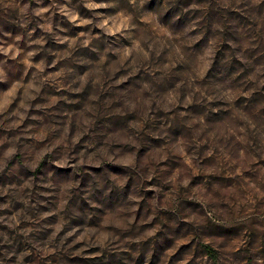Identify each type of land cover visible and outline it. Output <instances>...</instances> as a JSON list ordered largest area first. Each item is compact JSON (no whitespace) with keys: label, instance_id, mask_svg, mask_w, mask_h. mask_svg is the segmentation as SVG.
<instances>
[{"label":"rangeland","instance_id":"obj_1","mask_svg":"<svg viewBox=\"0 0 264 264\" xmlns=\"http://www.w3.org/2000/svg\"><path fill=\"white\" fill-rule=\"evenodd\" d=\"M95 2L116 5L96 10L104 16L128 10L141 17L139 34L148 42L145 49L148 55L140 62V71L123 66L121 73L129 79L140 76L145 69L156 74L157 79L150 88L154 97L176 88L182 83L179 78L188 74L194 58L209 54L210 66L197 78L194 90L201 97L212 93L216 99L187 107L181 103L173 111H164L157 101L154 109L157 119L167 120L168 124L146 126L147 140L154 147L144 153V166L151 168L157 157L168 153L170 144L164 137L183 140L189 147L195 143L192 133L181 132L187 127L184 117L199 122L200 134L209 141L213 154H208L209 148L202 149L198 164L193 166L191 193L178 191L167 183L170 172L179 175L182 171L179 162L172 157H169L170 162L165 160L158 165L156 178H130L132 182L125 185L128 196L113 206L108 222L111 224L120 218L127 208L128 197L136 195L135 223L130 230L118 231L117 242L110 245H91L87 240L77 242V237L86 229H104L101 213L89 204L81 191L76 195L69 193L65 212L55 214L61 203L57 186L67 183L68 178L49 173L48 182L54 187L44 189L40 187L47 179L41 172L44 164L30 171L17 156L15 163H9L8 168L0 172V190L17 186L8 195L0 196V205H8L0 207V264H18L25 252L28 255L19 264H264V0H249L244 7L239 6L241 0ZM5 3L8 0H0V39L11 44L16 36H23L21 47L36 51L33 62L42 65L43 73L62 70L66 74L62 82L68 84H74L68 77L77 73L83 75L80 69L87 70L89 65L98 63L101 56L115 65L116 45L127 47L130 44L124 37H107L94 26L95 13L85 7L87 0H15L20 7L28 6L24 15L15 6L5 8ZM40 7L49 9L43 19L35 16ZM60 7L82 18L93 19L94 24L74 25ZM45 20L50 32L46 31ZM64 38L75 40L76 45L70 48L67 43H60ZM86 39L88 47L83 46ZM5 59L0 55V62ZM165 64L170 65L168 70L164 69ZM4 68L8 83H0V92L6 91L11 82H27L36 74L35 70L25 72L22 65L11 60ZM89 91V87L84 89V92ZM228 92L230 96L225 95ZM99 94L104 104L100 120L125 119L111 110L120 95L119 90ZM46 95L60 96L61 103L68 109L84 114L82 108L75 107L81 103L83 92L53 89L46 91ZM16 107L14 103L12 108ZM61 115L70 113L66 111ZM165 127L169 131L162 136L161 130ZM4 135L0 130V137ZM240 153L247 158L243 167L232 163ZM17 165L19 172H14ZM110 167L116 169L114 179L122 180L128 175L117 165ZM91 173V168H82L75 176L83 185L80 178ZM206 173H210L206 176L207 184L201 179ZM22 181L35 182V187L22 190L19 188ZM210 202L216 206L210 207ZM45 212L53 215L41 219ZM13 216L19 222L10 226ZM61 217L67 223L53 238ZM26 228L34 229L28 239L22 235ZM73 228L80 231L68 236ZM152 229L158 230L155 236L148 237L146 233ZM50 241L55 249L53 253L45 255L38 251Z\"/></svg>","mask_w":264,"mask_h":264},{"label":"clouds","instance_id":"obj_2","mask_svg":"<svg viewBox=\"0 0 264 264\" xmlns=\"http://www.w3.org/2000/svg\"><path fill=\"white\" fill-rule=\"evenodd\" d=\"M247 4L249 0H241L239 6L244 7ZM13 6L18 8L21 15L28 12L27 5L20 7L15 0H8V3L4 4L5 8ZM85 7L95 13V24L93 19L82 18L78 13L69 11L66 7H60L59 10L74 25L94 24L107 37H124L130 41V44L127 47H122L121 44L116 45L118 60L115 65L110 64L104 56H101L99 62L89 65L87 70L80 69L83 75L77 73L68 77V80L74 81V84H68L67 81L62 82V78L66 75L62 70L43 73L42 65L33 62L36 51H26L21 47V42L25 40L23 36H16L11 44L0 39V55L6 58L5 61L0 62V83H8L4 65L9 60L22 65L25 72L36 71L30 81L11 82L6 91L0 92V97L3 98L0 100V130L5 133L0 137V172L7 169L9 163H15V158L19 156L22 158L23 167L30 171H35L42 163L44 164L41 172L47 179L40 185L44 189L54 187L48 182L51 180L49 173H53L54 176H66L68 182L57 186L61 203L55 214L60 215L65 212L69 193L76 195L81 191L84 192L86 194L84 198L96 211L101 213L104 229H86L77 237V242L87 240L91 245H110L117 242L115 237L118 231L130 230L135 223V213L138 209V196L136 195L128 197L127 208L120 218L114 223L109 224L108 222L113 206L128 196L125 185L132 182L130 178L152 180L156 178L158 165L165 160L170 162L169 157H172L179 162L182 171L179 175L170 172L167 183L173 184L178 191L191 193V186L194 183L191 179L193 166L198 164L202 149L209 148V141L200 134L199 122L193 121L190 117H184L187 127L181 129V132L192 133L195 136V143L189 147L183 140L176 141L174 137L170 139L164 137L170 144L168 153L157 157L151 168L145 167L144 153L154 147V144L147 140L146 126L157 127L168 124L167 120L157 119L158 113L154 111L157 101L164 111H173L177 110V106L181 103L187 107L194 103H204L205 100H214L216 96L209 93L207 97H201L198 91L194 90L197 78L203 76L210 66L209 54L206 53L204 56L194 58L188 74L179 78L182 83L154 97L150 88L157 79L156 74L145 69L140 76L129 79L127 75L121 73L123 66H127L132 71H140V62L148 55L145 51L148 42L139 34L142 26L141 17L128 10H118L115 15L111 16L96 12L98 9L115 8L114 3H97L95 0H87ZM48 11V8L40 7L36 9L35 16L43 19ZM45 27L46 31H51L46 20ZM81 35L84 34L81 33ZM59 42L67 43L70 48L76 45L75 40L67 38ZM88 44L89 41L84 40L83 46L88 47ZM169 68L170 65H164L165 70ZM86 87L90 88L89 92H84ZM53 89L60 92L69 90L77 94L83 92L81 103L75 107L82 108L84 114L68 109L65 104L61 103L62 97L60 96L46 95V91L51 92ZM117 90L120 91V95L117 102L111 105V110L125 119L100 120L99 115L104 111V104L99 92L110 94ZM225 95L230 96L231 93L228 92ZM14 103L18 107L12 108ZM66 111L70 115H61ZM168 131V128H162L161 135L163 136ZM240 131L242 132L243 129ZM117 132L119 136L109 135V133L116 134ZM239 138L243 139V137ZM208 154H213L211 148ZM246 159L244 154L240 153L232 163L243 167ZM112 165L119 166V170L128 175L122 180L114 179L116 169H112L110 167ZM82 168L92 169L89 176L80 178L83 185L77 181L75 176V172ZM13 171L19 172V166L17 165ZM207 175L210 173L201 176L205 184L208 183ZM16 187V185H10L9 188L0 190V196L8 195ZM34 187L35 182L22 181L19 185L22 190H30ZM7 206L0 205V207ZM209 206L215 207L216 205L210 202ZM49 215L53 213L45 212L41 219ZM28 219L31 220V217ZM11 222L10 226L19 221L16 216H13ZM66 223L67 220L61 217L53 232V238ZM157 230L152 229L146 235L155 236ZM33 231V228H26L22 235L28 239ZM78 231L80 230L73 228L67 235L73 236ZM5 242H7V237H5ZM38 251L48 255L55 249L50 241ZM5 255L10 257L12 254L5 253ZM25 255L28 253L21 254L18 264Z\"/></svg>","mask_w":264,"mask_h":264},{"label":"trees","instance_id":"obj_3","mask_svg":"<svg viewBox=\"0 0 264 264\" xmlns=\"http://www.w3.org/2000/svg\"><path fill=\"white\" fill-rule=\"evenodd\" d=\"M209 251L211 252V249L209 248Z\"/></svg>","mask_w":264,"mask_h":264}]
</instances>
